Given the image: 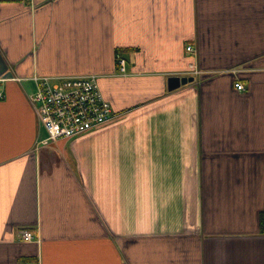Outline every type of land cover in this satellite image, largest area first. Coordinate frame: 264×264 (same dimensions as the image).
I'll use <instances>...</instances> for the list:
<instances>
[{"label":"crops","instance_id":"1","mask_svg":"<svg viewBox=\"0 0 264 264\" xmlns=\"http://www.w3.org/2000/svg\"><path fill=\"white\" fill-rule=\"evenodd\" d=\"M84 74L113 118L43 143ZM0 90V264H264V0H0Z\"/></svg>","mask_w":264,"mask_h":264},{"label":"built area","instance_id":"2","mask_svg":"<svg viewBox=\"0 0 264 264\" xmlns=\"http://www.w3.org/2000/svg\"><path fill=\"white\" fill-rule=\"evenodd\" d=\"M187 49L193 50V47L188 46ZM119 62L120 71L125 72V60L120 58ZM34 79L37 88L31 96V102L40 123L47 130L43 143L89 131L108 122L115 114L112 103L100 89L97 74L65 75L54 81L47 75H35ZM235 86L239 90L246 89L240 81ZM3 96L0 90V98ZM21 237L24 241H31L34 232L25 228L21 231Z\"/></svg>","mask_w":264,"mask_h":264},{"label":"water","instance_id":"3","mask_svg":"<svg viewBox=\"0 0 264 264\" xmlns=\"http://www.w3.org/2000/svg\"><path fill=\"white\" fill-rule=\"evenodd\" d=\"M193 79H194L193 76L170 75L167 79L168 89L169 90L176 89L181 85L186 84L189 81H192Z\"/></svg>","mask_w":264,"mask_h":264}]
</instances>
